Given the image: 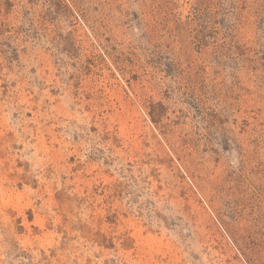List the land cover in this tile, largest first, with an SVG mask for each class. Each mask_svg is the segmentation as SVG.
Returning a JSON list of instances; mask_svg holds the SVG:
<instances>
[{"label": "rangeland", "instance_id": "374dc122", "mask_svg": "<svg viewBox=\"0 0 264 264\" xmlns=\"http://www.w3.org/2000/svg\"><path fill=\"white\" fill-rule=\"evenodd\" d=\"M0 264H264V0H0Z\"/></svg>", "mask_w": 264, "mask_h": 264}]
</instances>
